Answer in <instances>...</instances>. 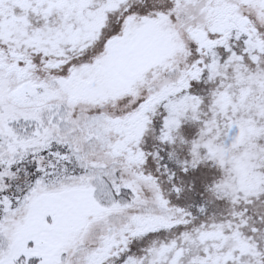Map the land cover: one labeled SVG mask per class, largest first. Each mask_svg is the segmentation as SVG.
<instances>
[{"label":"snow or ice","instance_id":"obj_1","mask_svg":"<svg viewBox=\"0 0 264 264\" xmlns=\"http://www.w3.org/2000/svg\"><path fill=\"white\" fill-rule=\"evenodd\" d=\"M0 264H264V0H0Z\"/></svg>","mask_w":264,"mask_h":264}]
</instances>
